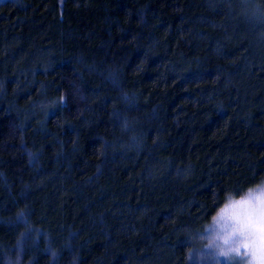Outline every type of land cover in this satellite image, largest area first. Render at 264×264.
I'll list each match as a JSON object with an SVG mask.
<instances>
[{"label": "trees", "instance_id": "16d2710c", "mask_svg": "<svg viewBox=\"0 0 264 264\" xmlns=\"http://www.w3.org/2000/svg\"><path fill=\"white\" fill-rule=\"evenodd\" d=\"M262 179L264 0L0 2V264H194Z\"/></svg>", "mask_w": 264, "mask_h": 264}, {"label": "clouds", "instance_id": "9594fccd", "mask_svg": "<svg viewBox=\"0 0 264 264\" xmlns=\"http://www.w3.org/2000/svg\"><path fill=\"white\" fill-rule=\"evenodd\" d=\"M240 222L246 227L241 230ZM217 225L216 248L229 261L239 264H264V179L248 185L238 196L229 192L223 207L210 218ZM213 243L205 241V247ZM248 244L247 251L243 249Z\"/></svg>", "mask_w": 264, "mask_h": 264}, {"label": "rangeland", "instance_id": "374dc122", "mask_svg": "<svg viewBox=\"0 0 264 264\" xmlns=\"http://www.w3.org/2000/svg\"><path fill=\"white\" fill-rule=\"evenodd\" d=\"M3 0H0V2ZM217 225L210 223L203 232L198 234L199 248L192 251V261L194 264H239L238 261H229L226 257L220 255L216 248ZM212 240L213 243L205 247L204 242ZM190 259V258H188Z\"/></svg>", "mask_w": 264, "mask_h": 264}, {"label": "snow or ice", "instance_id": "6c2138e0", "mask_svg": "<svg viewBox=\"0 0 264 264\" xmlns=\"http://www.w3.org/2000/svg\"><path fill=\"white\" fill-rule=\"evenodd\" d=\"M245 227H246V225L243 222H240V229L243 230ZM247 249H248V244H244L243 249L237 248L236 251L237 252H239L241 250L247 251ZM220 255L225 256L226 253L222 252V253H220Z\"/></svg>", "mask_w": 264, "mask_h": 264}]
</instances>
